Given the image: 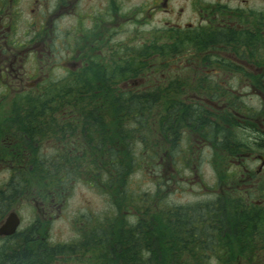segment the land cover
Instances as JSON below:
<instances>
[{"label": "flooded vegetation", "instance_id": "obj_1", "mask_svg": "<svg viewBox=\"0 0 264 264\" xmlns=\"http://www.w3.org/2000/svg\"><path fill=\"white\" fill-rule=\"evenodd\" d=\"M51 150L138 153L156 207L54 238L69 193L34 171ZM168 211L181 263L264 264V0H0V264L152 263Z\"/></svg>", "mask_w": 264, "mask_h": 264}, {"label": "trees", "instance_id": "obj_2", "mask_svg": "<svg viewBox=\"0 0 264 264\" xmlns=\"http://www.w3.org/2000/svg\"><path fill=\"white\" fill-rule=\"evenodd\" d=\"M56 103L51 102V112H58L60 110V104L58 103L57 105ZM44 110L43 105H35V111L42 112ZM88 110L94 111L93 108ZM53 119L56 118L54 117ZM51 128L57 130L59 125L52 124ZM137 155L138 153L135 152L118 150H83L80 152L54 150V154L50 156L49 163L36 162L34 169L35 188L36 190H42L43 186L49 184L51 190H64L66 193H69L68 186H72L73 183L81 179L93 185L104 194L109 195L110 201L113 203L111 206L116 208L139 209L143 206L147 208L156 207L154 201L159 196L157 190L152 189V187L138 190L131 185L134 183L133 175L135 173H142V176L144 173L148 177L152 170L149 169L148 171L147 168L137 167L135 165L138 162ZM155 174L156 172L153 176ZM152 179L155 180V177ZM151 185L154 186V181L151 182ZM159 198L158 207L186 208L188 206L187 204L173 206L164 202V196ZM174 214L168 211V219L163 222L165 226L161 231L162 235L154 229L147 230V249L149 250V255L153 261L157 259L155 262H148V264H187L176 260L173 248L170 245L173 226L176 223ZM176 216L186 217L187 213L177 212ZM88 222L91 223L90 220ZM114 222L117 223V220L115 219ZM152 222L149 219L147 220L148 224H152ZM179 223L182 224L180 229L186 228L184 226L187 223L186 220H182ZM115 239L119 241L118 247L121 248V243L124 241L123 237H115Z\"/></svg>", "mask_w": 264, "mask_h": 264}, {"label": "rangeland", "instance_id": "obj_3", "mask_svg": "<svg viewBox=\"0 0 264 264\" xmlns=\"http://www.w3.org/2000/svg\"><path fill=\"white\" fill-rule=\"evenodd\" d=\"M50 156L54 154V150L50 151ZM149 171V169H148ZM149 173V172H148ZM144 177V178H143ZM154 176L150 172V176L147 174L135 173L133 175L134 183L131 184L134 188L145 190L150 186V179ZM68 199L64 206H62L61 217L53 223L52 234L56 239H72L74 237V225L78 221V216L81 219H86L85 216H89L93 213L101 214L110 208V201L107 196L99 191L96 187L89 184L84 180H77L72 186H68ZM172 196L170 199L172 202L184 203L188 199L192 200L194 195L183 192H176L172 190Z\"/></svg>", "mask_w": 264, "mask_h": 264}]
</instances>
